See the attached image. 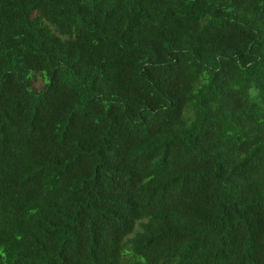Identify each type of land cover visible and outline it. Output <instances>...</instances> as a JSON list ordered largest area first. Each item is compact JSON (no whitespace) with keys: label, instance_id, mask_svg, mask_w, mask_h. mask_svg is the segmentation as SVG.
<instances>
[{"label":"trees","instance_id":"1","mask_svg":"<svg viewBox=\"0 0 264 264\" xmlns=\"http://www.w3.org/2000/svg\"><path fill=\"white\" fill-rule=\"evenodd\" d=\"M0 264H264V0H0Z\"/></svg>","mask_w":264,"mask_h":264}]
</instances>
